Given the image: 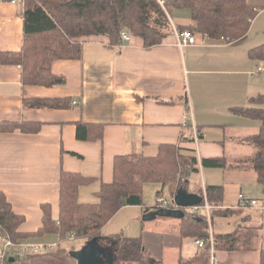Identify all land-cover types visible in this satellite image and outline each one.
I'll list each match as a JSON object with an SVG mask.
<instances>
[{
  "label": "crops",
  "instance_id": "obj_1",
  "mask_svg": "<svg viewBox=\"0 0 264 264\" xmlns=\"http://www.w3.org/2000/svg\"><path fill=\"white\" fill-rule=\"evenodd\" d=\"M248 1L258 15L240 44L210 40L196 32L198 45L179 47L177 34L195 28L196 23L189 10H173L161 19L156 14L152 16L159 30L167 35L161 45L146 48L140 39L132 38L119 48L110 46L107 37L84 39L80 60L53 64V74L65 78L63 85L24 86L21 67L0 65V124L43 125L37 134L0 132V192L7 196L13 211L25 218L20 232L36 233L42 228L44 204L51 206L53 220L59 219L62 170L96 178L92 185L80 189L79 200L97 204L101 185L113 182L116 157L154 156L161 145L174 144L194 153L199 162L217 158L227 161L224 169L204 168L200 163V172L191 176L189 187V193H202L207 202L206 187L223 186L222 205L213 210L241 211L211 220L203 217L204 211L195 216L208 224L207 239L215 242L217 264H260L264 210L238 207L241 198L264 197V185L259 184L258 174L247 165L257 149L244 142L259 133L262 123L232 112L251 107V99L264 95V71H258L264 69V61L251 56L252 50L264 45V0ZM23 13L24 5L0 0V52L21 51ZM35 98L72 99V104L70 109L24 106L25 99ZM187 113H191L188 124ZM78 123L104 125L103 140L79 141ZM162 190L163 187L157 192ZM155 198L153 206L147 205L151 209L148 213L138 206L123 207L105 226L98 238L106 252L105 264L115 259L120 236L141 238L153 263L212 264L208 244L201 248L197 245L199 239L181 234L186 213L194 215L191 209H184L182 217L159 216L163 208H156L158 197ZM149 215L157 217L145 219ZM260 226V236L254 235L251 244L248 229ZM239 229L240 249L217 248L219 237L232 236ZM29 240L58 243L60 249L56 235ZM87 242L73 251L81 250ZM250 245L253 250H245ZM63 255L75 261L70 254ZM39 258L11 260V264H38Z\"/></svg>",
  "mask_w": 264,
  "mask_h": 264
},
{
  "label": "trees",
  "instance_id": "obj_2",
  "mask_svg": "<svg viewBox=\"0 0 264 264\" xmlns=\"http://www.w3.org/2000/svg\"><path fill=\"white\" fill-rule=\"evenodd\" d=\"M173 10H189L196 23L192 30L195 29L210 40H226L233 45L246 39L252 21L258 15V10L248 0H168L164 7L157 0H25L22 49L18 53L0 52V65L21 67L24 86L52 88L63 85L65 78L53 74V64L57 61L80 60L84 39L107 37L110 46H115L119 44L121 34L126 32L132 38L140 39L146 48L161 45L167 35L152 26L150 21L155 14L159 18L167 17ZM251 56L264 61V45L252 50ZM71 104L72 99L35 98L24 101V106L31 109H70ZM250 104L252 106L249 108H237L232 112L262 123L259 133L244 142L257 149L247 165L258 174L259 184L264 185V95L251 99ZM42 126L41 123H2L0 132L20 130L37 134ZM104 132V125H77L79 141L101 142ZM200 163L204 168L227 167L225 158L203 159L199 162L194 153L174 144L161 145L154 156H118L114 160L113 182L101 185L97 204H84L79 200L80 189L92 185L97 181L96 178L62 170L59 219L53 220L49 204L42 205L43 226L36 233L19 231L25 218L13 211L7 196L0 192V234L14 242L46 235L59 236L62 242L68 240L70 234L74 235L75 240L98 239L105 226L123 207H142L145 213L151 210L143 198L144 188L148 184L162 185L163 190L156 193L158 198H162L165 191L169 198L175 197L180 189L189 191L190 178L200 172ZM206 190L207 202L201 193L203 201L199 206H205L206 203L213 208L221 206L223 186H208ZM235 214H241V211L214 209L211 217ZM207 229V222L196 219L191 213H186L181 223V234L185 238L205 240L209 236ZM261 229L262 226L248 229L251 244L254 235L256 238L260 236ZM239 236L240 229L232 236L219 237L221 246L219 244L217 248L228 251L240 249L237 246ZM245 250L253 248L250 245ZM113 264L158 263L148 258L141 238L120 236ZM260 264H264V250L260 252Z\"/></svg>",
  "mask_w": 264,
  "mask_h": 264
},
{
  "label": "built area",
  "instance_id": "obj_3",
  "mask_svg": "<svg viewBox=\"0 0 264 264\" xmlns=\"http://www.w3.org/2000/svg\"><path fill=\"white\" fill-rule=\"evenodd\" d=\"M168 0H158L159 4L164 7L166 5V2ZM11 3L13 4H24V0H11ZM178 39V45L181 48L190 47V46H196L199 44L198 37L196 32L192 30H184L177 34ZM132 37L126 33L123 32L121 34L120 42L118 44L119 48L125 47L129 42H131ZM229 44H233L232 42H229ZM259 72L264 71L263 68L258 69ZM191 121V113H187L185 117V123L188 124ZM206 196V195H205ZM157 204L160 205L163 209H176L177 206L174 202V198H158ZM239 209L247 210V209H255V210H264V197L262 199H244L241 198L240 205L238 207ZM211 210H213V207L209 206L207 203L205 206H196L191 208V211L193 212L194 216L199 215L200 212H205V218H208V220H211ZM69 240H75V237L73 234H70L68 236ZM210 246L211 251V261L212 264H217V259L215 257V242L212 238L205 239V240H199L197 241V245L199 247H206V245ZM59 247L58 243H41L34 240H23L19 242H14L9 237H5L0 234V264H11V260H17V259H25L27 257H35V256H42L45 254H49L54 252Z\"/></svg>",
  "mask_w": 264,
  "mask_h": 264
},
{
  "label": "water",
  "instance_id": "obj_4",
  "mask_svg": "<svg viewBox=\"0 0 264 264\" xmlns=\"http://www.w3.org/2000/svg\"><path fill=\"white\" fill-rule=\"evenodd\" d=\"M203 198L196 194H191L189 191L180 189L174 197V202L179 210L162 209L159 216H183L184 209H191L199 206ZM156 215H149L145 219H152ZM106 252L100 247L98 239L90 240L79 251L70 253V257L76 261L77 264H105ZM114 260L112 261L113 264Z\"/></svg>",
  "mask_w": 264,
  "mask_h": 264
},
{
  "label": "rangeland",
  "instance_id": "obj_5",
  "mask_svg": "<svg viewBox=\"0 0 264 264\" xmlns=\"http://www.w3.org/2000/svg\"><path fill=\"white\" fill-rule=\"evenodd\" d=\"M11 1V0H10ZM25 3V0H24ZM24 5V4H23ZM150 24L152 26H156L161 29V27L155 24V21L151 19ZM192 30V29H191ZM194 32H198L195 29L192 30ZM162 185L160 184H148L144 190V203L148 206H153L156 203V192L161 190ZM165 196L168 197V193L165 191ZM59 238V236H58ZM60 241V239H59ZM85 243L84 239L78 240H65L60 243V249L58 248L49 254L42 255L38 264H75L76 262L71 260L69 257L66 259L63 255V251L66 252L68 255L73 252V250H77L81 248ZM46 262V263H45Z\"/></svg>",
  "mask_w": 264,
  "mask_h": 264
}]
</instances>
